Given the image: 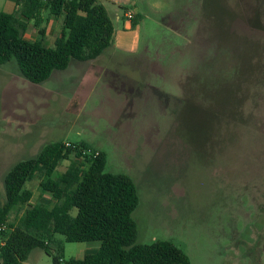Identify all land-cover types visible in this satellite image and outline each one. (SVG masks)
Here are the masks:
<instances>
[{
    "label": "rangeland",
    "instance_id": "1",
    "mask_svg": "<svg viewBox=\"0 0 264 264\" xmlns=\"http://www.w3.org/2000/svg\"><path fill=\"white\" fill-rule=\"evenodd\" d=\"M100 2L113 34L98 57L39 83L0 64V200L13 163L51 141L83 142L105 154L104 171L135 182V243L168 240L189 264H264V0ZM14 6L0 0V12ZM56 19L42 12L48 46ZM24 37H38L31 20ZM25 187L31 202H54L37 175ZM55 237L64 259L100 244ZM21 264L53 262L35 248Z\"/></svg>",
    "mask_w": 264,
    "mask_h": 264
},
{
    "label": "trees",
    "instance_id": "2",
    "mask_svg": "<svg viewBox=\"0 0 264 264\" xmlns=\"http://www.w3.org/2000/svg\"><path fill=\"white\" fill-rule=\"evenodd\" d=\"M15 10L0 12V64L10 63L25 79L39 83L71 60L98 57L111 45L113 24L100 0H15ZM61 17L60 34L52 46L43 42L42 12ZM38 37L27 39L29 21ZM133 19L132 24L136 23ZM264 28V23L257 22ZM72 153L73 158L70 157ZM69 159L66 168L53 175L56 166ZM105 154L86 143L48 142L30 157L20 159L2 176L0 200V264H21L32 249L51 255L53 264H189L187 255L168 240L135 243L132 212L139 196L133 179L125 173L104 171ZM37 175L42 191L54 198L52 205L31 202L25 187ZM20 215L8 221L10 211ZM75 209V214L71 210ZM66 241L99 240L98 248L79 258H63Z\"/></svg>",
    "mask_w": 264,
    "mask_h": 264
},
{
    "label": "built area",
    "instance_id": "3",
    "mask_svg": "<svg viewBox=\"0 0 264 264\" xmlns=\"http://www.w3.org/2000/svg\"><path fill=\"white\" fill-rule=\"evenodd\" d=\"M125 15H126V17H130V12L128 11V12H126L125 13ZM65 143V142H64ZM66 145H68L69 143H65ZM5 228V224L3 223V224H1L0 225V230H3ZM3 242H4V238L3 237H1V235H0V245H2L3 244Z\"/></svg>",
    "mask_w": 264,
    "mask_h": 264
},
{
    "label": "crops",
    "instance_id": "4",
    "mask_svg": "<svg viewBox=\"0 0 264 264\" xmlns=\"http://www.w3.org/2000/svg\"><path fill=\"white\" fill-rule=\"evenodd\" d=\"M60 17V16H59ZM61 18V17H60ZM56 21L58 22V25H59V27L60 28H58V32L61 30V25L59 24V21H58V19H56ZM56 21H55V25H56ZM52 25H54V24H50V26L49 27H51ZM58 27V26H57ZM50 29V28H49ZM50 31H52V28L50 29V30H47L46 32L47 33H50ZM53 31H55V30H53ZM55 37H57L60 33H57V31H55Z\"/></svg>",
    "mask_w": 264,
    "mask_h": 264
}]
</instances>
